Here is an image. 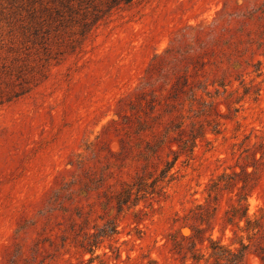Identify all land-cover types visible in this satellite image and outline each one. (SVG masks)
Masks as SVG:
<instances>
[{
    "label": "rangeland",
    "instance_id": "obj_1",
    "mask_svg": "<svg viewBox=\"0 0 264 264\" xmlns=\"http://www.w3.org/2000/svg\"><path fill=\"white\" fill-rule=\"evenodd\" d=\"M0 264H264V0H0Z\"/></svg>",
    "mask_w": 264,
    "mask_h": 264
},
{
    "label": "trees",
    "instance_id": "obj_2",
    "mask_svg": "<svg viewBox=\"0 0 264 264\" xmlns=\"http://www.w3.org/2000/svg\"><path fill=\"white\" fill-rule=\"evenodd\" d=\"M102 2V4L106 3V4H110V3H114L117 4L118 2H124L126 4H129L131 2H133L134 0H100ZM245 214H246V210H245ZM89 252H91L92 254H94V249L90 248L88 250Z\"/></svg>",
    "mask_w": 264,
    "mask_h": 264
}]
</instances>
